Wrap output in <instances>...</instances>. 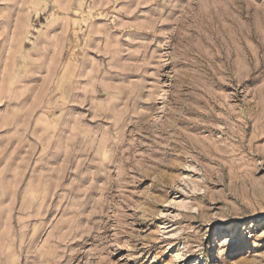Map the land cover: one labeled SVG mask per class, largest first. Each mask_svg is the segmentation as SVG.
<instances>
[{
  "label": "rangeland",
  "instance_id": "obj_1",
  "mask_svg": "<svg viewBox=\"0 0 264 264\" xmlns=\"http://www.w3.org/2000/svg\"><path fill=\"white\" fill-rule=\"evenodd\" d=\"M0 264H264V0H0Z\"/></svg>",
  "mask_w": 264,
  "mask_h": 264
},
{
  "label": "bare ground",
  "instance_id": "obj_2",
  "mask_svg": "<svg viewBox=\"0 0 264 264\" xmlns=\"http://www.w3.org/2000/svg\"><path fill=\"white\" fill-rule=\"evenodd\" d=\"M231 227V223L228 224Z\"/></svg>",
  "mask_w": 264,
  "mask_h": 264
}]
</instances>
